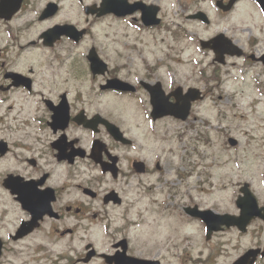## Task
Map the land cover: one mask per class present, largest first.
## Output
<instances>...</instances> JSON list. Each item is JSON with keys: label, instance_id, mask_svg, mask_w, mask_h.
<instances>
[{"label": "flooded vegetation", "instance_id": "af4514ba", "mask_svg": "<svg viewBox=\"0 0 264 264\" xmlns=\"http://www.w3.org/2000/svg\"><path fill=\"white\" fill-rule=\"evenodd\" d=\"M125 2V16L98 18L86 13V0H0L3 12L21 3L12 17L0 15V264H264V136L248 141L250 176L216 181L219 194L203 205L170 189L169 153L154 148L156 125L180 121L151 115L154 86L186 94L185 74L164 50L172 44L178 57L193 43L211 59L210 80L219 81L222 67L241 71L264 96V0ZM86 16L133 31L132 52L118 51L117 65L104 59L103 75L88 60ZM111 81L128 87L105 88ZM196 208L245 213L210 232L213 225L187 211ZM147 219V242H136Z\"/></svg>", "mask_w": 264, "mask_h": 264}, {"label": "rangeland", "instance_id": "374dc122", "mask_svg": "<svg viewBox=\"0 0 264 264\" xmlns=\"http://www.w3.org/2000/svg\"><path fill=\"white\" fill-rule=\"evenodd\" d=\"M89 2L99 3L100 0H89ZM112 24L108 19L107 29L101 31L95 39L106 47L105 54L114 60V50H118V46H115L110 39H104L106 32L111 33L112 36L117 34V27H113ZM155 51L157 52L156 48ZM192 56L188 51L183 65L179 68L185 70L182 73L186 74L187 85L193 83L208 88L209 97L204 103L197 104L193 118L187 123L168 121L160 126L170 132V141L167 145L171 151L170 170L165 173V178L169 180L170 189L179 188L178 190L184 191L189 197L197 196L202 202L211 203L219 194L215 192L216 181L224 179L235 184L251 174L246 167L255 163V155L249 150L251 145L248 141L251 138L264 136V96L262 92H257L250 86L247 77L241 71L234 73L226 67L219 70L221 81L195 80L198 66L197 60L191 59ZM211 61V59L204 61V65L208 67L205 73L208 77L215 69ZM171 67H174L173 61ZM171 77L175 78V75L172 74ZM256 101L258 102L255 103ZM227 133L240 141L239 149L231 150L228 147L225 137ZM179 134H184L183 139H179ZM206 137L210 141L209 144L204 142ZM155 143L157 146L156 139ZM196 166H199L198 170L194 171ZM225 173L227 177L222 176ZM172 199L178 201V198L172 197ZM145 223L146 225L139 227L136 232V242H147L149 220H145ZM160 231L164 236L167 233L164 227ZM192 254L196 255L197 249H194Z\"/></svg>", "mask_w": 264, "mask_h": 264}, {"label": "water", "instance_id": "95a60500", "mask_svg": "<svg viewBox=\"0 0 264 264\" xmlns=\"http://www.w3.org/2000/svg\"><path fill=\"white\" fill-rule=\"evenodd\" d=\"M196 90H190L188 95H187V98H186V109L185 107L182 105V104H179V102L174 106L175 108L177 109H167L166 107L162 106V105H158L155 110L157 112H163V114H171V115H175L177 116L178 118H185L188 116V113L190 111V105H191V102L196 100ZM184 113V114H183ZM199 214H205L207 216H210L212 215V212L208 211V212H205V213H199ZM209 223H211V219L209 218L208 219Z\"/></svg>", "mask_w": 264, "mask_h": 264}]
</instances>
